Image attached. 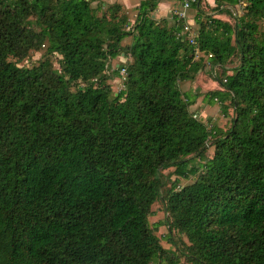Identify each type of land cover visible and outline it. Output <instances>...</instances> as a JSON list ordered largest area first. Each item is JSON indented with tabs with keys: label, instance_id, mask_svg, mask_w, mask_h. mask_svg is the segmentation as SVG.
<instances>
[{
	"label": "trees",
	"instance_id": "1",
	"mask_svg": "<svg viewBox=\"0 0 264 264\" xmlns=\"http://www.w3.org/2000/svg\"><path fill=\"white\" fill-rule=\"evenodd\" d=\"M159 1L0 0V264H264V0H196L191 33Z\"/></svg>",
	"mask_w": 264,
	"mask_h": 264
},
{
	"label": "rangeland",
	"instance_id": "2",
	"mask_svg": "<svg viewBox=\"0 0 264 264\" xmlns=\"http://www.w3.org/2000/svg\"><path fill=\"white\" fill-rule=\"evenodd\" d=\"M100 1H103V0H100ZM98 3H99V1L94 2L93 5H92L93 8H96L98 6ZM240 11H241V14L244 13V10H243L242 6L240 8ZM102 13H99V15L101 16ZM123 13L127 14L129 16V18L131 19L132 24H134V22L132 20L135 21V16L134 15H136V13L133 12V10H127V9L123 10ZM258 24L260 26V29L264 30V21H258ZM131 41H132V39H127L123 43V45L126 46V45L130 44ZM45 48L44 49L42 48L43 50L39 51V52H32L31 55H30V58H28L24 62H22L21 65H26V66H31L33 64L36 65L42 59V57L44 56V54L46 52ZM49 58L53 62L54 67L58 69L59 68V64H58V59L59 58H58V56H50ZM122 62L125 63V60H123L122 58H119L115 62H113V64L114 63L115 64L116 63H122ZM231 67H232V65L230 64V65H228L227 68H231ZM218 70L214 71V74L212 73V75H218V76L222 77V70H220V71H218ZM205 71L201 72L199 74V76L196 79L195 85H193V88H191V89H193L195 91L198 88L199 90H197V92L201 91V90L204 91L203 93L200 94L202 96L205 95L206 91H208V89H209L208 87H213V86L216 85V84H214V83H216L215 78L213 76H211L209 73H207L208 69H206ZM112 78H114V79L111 82H109V83H111L114 92H119V90L122 87V81H120L119 79H115V76H113ZM217 85H219V84L217 83ZM189 86L190 85H188L187 83H183L181 85V87L183 88V91H189V89H190V88H188ZM198 111H200L199 108H198ZM208 115L209 116H207V117H209V119H212V121L215 122L214 125L217 126L219 129H221L223 132H227V131H229L231 129L232 121L236 117L233 108H230L229 111H228V115L224 116V114L222 112V108L220 106L214 107V108H212V110L210 109L208 111ZM214 152H215V148L212 147L211 149L208 150L207 155L210 156V157H213L214 156ZM173 171H174V169H170V170L164 172L165 173L164 176L166 177L164 181L166 182V185L161 190V194H162L163 197L166 195L167 191L172 187V183L176 179V175H173ZM191 183H192V179L183 182L184 185H188V184H191ZM152 211L154 212V216L150 217V221L153 224L161 222V221H164L166 219V217H167V214L165 213V210H164V203H163V201H161L159 199L152 206ZM157 235L160 238H162L161 244H162L164 249H166L168 251H171V252H174V253L176 252L179 255V253L176 251L175 247L172 246L171 244H169L167 242V240L164 238L165 236L168 235V228L167 227H163L162 226L159 229V232H158ZM181 264H187L186 258H184V257L181 258Z\"/></svg>",
	"mask_w": 264,
	"mask_h": 264
},
{
	"label": "crops",
	"instance_id": "3",
	"mask_svg": "<svg viewBox=\"0 0 264 264\" xmlns=\"http://www.w3.org/2000/svg\"><path fill=\"white\" fill-rule=\"evenodd\" d=\"M146 0H105L106 3L108 4H118L122 7L123 10H133V12L136 13L135 16V20L137 17L138 12L136 11V8H138L140 6V4ZM223 2V0H202V5L204 7V9H206L207 11H210L212 8L217 7V4L219 2ZM184 0H160L159 3L157 4L156 10L153 14V16L158 19V20H162V19H166L168 21H173V15L174 13H176V11H178V9L183 5ZM210 7V10H209ZM234 11L237 10V8H232ZM213 15H215L217 18H222L223 20H228V17L225 15H218L217 11L215 12H211ZM197 12L195 9H190L188 11V15H189V23L191 25H195V19H196V15ZM227 18V19H226ZM134 23L135 21L132 20ZM216 84L213 87H208V91H216V90H221V87L219 85H217V82L214 83ZM204 92V91H203ZM200 103V101H199ZM212 110V108H205L204 110H202V114L204 116H209L208 115V111Z\"/></svg>",
	"mask_w": 264,
	"mask_h": 264
},
{
	"label": "built area",
	"instance_id": "4",
	"mask_svg": "<svg viewBox=\"0 0 264 264\" xmlns=\"http://www.w3.org/2000/svg\"><path fill=\"white\" fill-rule=\"evenodd\" d=\"M196 0H184L183 5L180 7V11L177 12L178 16L180 19H186L185 25H184V31L185 32H190L191 33V24L189 23V15L188 11L192 8L193 3ZM188 17V19H187ZM192 44H195V41H191Z\"/></svg>",
	"mask_w": 264,
	"mask_h": 264
}]
</instances>
